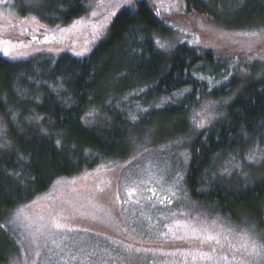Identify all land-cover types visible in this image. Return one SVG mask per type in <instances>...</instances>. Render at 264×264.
<instances>
[{"label": "trees", "instance_id": "16d2710c", "mask_svg": "<svg viewBox=\"0 0 264 264\" xmlns=\"http://www.w3.org/2000/svg\"><path fill=\"white\" fill-rule=\"evenodd\" d=\"M10 1L22 6V0ZM89 1L42 0L34 13L54 28H20L26 39L16 41L17 47L69 40L66 26L86 14ZM211 1L186 3L191 11L204 14ZM220 2L213 0L216 7ZM250 11L246 20H264V4L252 3ZM165 29L153 5L139 0L116 15L108 36L85 57L63 52L11 59L0 53V116L8 125V141L0 148V225L8 213L33 202L57 180L80 175L102 160H127L136 154L135 120L150 124L157 118L186 124L174 125L170 140L190 137L185 188L191 199L217 207L234 222H240L242 213L262 219L264 170L240 183L223 180L221 164L232 154H242L238 150L251 145L247 142L264 136V80L241 86L231 99L241 87L226 84L237 75L230 74L221 55L188 44L167 52L156 38L168 37ZM186 89L183 102L144 110ZM202 99L230 103L223 116L193 132L192 111ZM0 234L5 236L2 228ZM9 254L0 248V264H8Z\"/></svg>", "mask_w": 264, "mask_h": 264}, {"label": "rangeland", "instance_id": "374dc122", "mask_svg": "<svg viewBox=\"0 0 264 264\" xmlns=\"http://www.w3.org/2000/svg\"><path fill=\"white\" fill-rule=\"evenodd\" d=\"M137 1L131 0L129 4L127 0H103V4L110 7H100L101 0H90L86 14L66 26L71 38L61 45L37 42L25 48L9 47L8 55H4L3 50L0 53L11 59L63 52L85 57L108 36L116 15ZM145 1L153 5L164 22L168 37L156 38L166 45L161 47L165 51L171 52L179 44H188L220 54L225 65L230 67V74L237 75L228 77L226 84L241 87L264 80V32L259 37L240 35L264 29V20H246L251 4L263 5L264 0H222L217 7L212 0L207 2L209 9L204 14L191 11L186 0ZM41 2L22 0L20 6L26 10L23 14L14 1L0 0V40L18 46L16 41L26 39L18 31L20 28H54L34 13V10L41 9L38 8ZM112 10L115 14L105 21L104 17ZM78 21L80 23H76ZM224 23L227 26L240 25L241 28H228ZM111 84L120 83L111 81ZM242 88L233 92L231 99ZM188 90L160 99L144 110L183 102ZM228 101L200 100L192 111L190 129L199 131L215 122L225 114ZM116 108H120L119 103ZM140 111L136 109L137 113ZM140 114L143 115V111ZM136 120V154L127 160H102L98 166L80 175L59 179L33 202L5 216L1 223L5 236L0 234V248L10 253L8 264H210L197 255L198 251L210 252L209 244L190 238L179 239L185 236L186 230L177 226V221L181 225L187 223L208 228L214 234L223 230L228 236V239L221 238L223 247L213 242L217 259L223 254L231 260L233 252L229 243L238 247L241 233H247L258 245H264V215L258 220L242 213L240 222H234L218 213L217 207L204 206L190 198L185 188L190 137L170 140L174 125L182 123L160 118L150 124ZM201 122L203 127L199 126ZM181 127L185 128L186 124ZM7 128L5 119L0 116V148L8 141ZM247 144L251 145L238 150L242 154H232L222 162L223 180L246 183L262 173L264 136ZM247 147L249 150L246 151ZM100 188L104 191L100 192ZM133 188L136 190L129 197L128 191ZM115 195L120 199L116 200ZM92 204L98 207L93 208ZM20 209L23 214L14 223L9 222ZM81 213L87 214L88 218L82 217ZM58 214L68 217L62 229L54 228L51 223ZM92 214L96 216L95 220L91 219ZM184 241H189L190 245L173 246L169 243ZM236 256L238 259L233 264H241V256L242 264H264V247L255 255L236 253Z\"/></svg>", "mask_w": 264, "mask_h": 264}, {"label": "snow or ice", "instance_id": "6c2138e0", "mask_svg": "<svg viewBox=\"0 0 264 264\" xmlns=\"http://www.w3.org/2000/svg\"><path fill=\"white\" fill-rule=\"evenodd\" d=\"M127 3H131V0H127ZM100 7H110V6H106L103 4V0H101V3L98 5ZM115 11L112 10L108 13V15H106L104 17V20L107 21L109 19V16L114 15ZM93 16L96 15L95 12L92 13ZM34 19V18H33ZM76 23H80L79 21ZM75 26V25H73ZM94 26V30H95ZM63 31V30H62ZM182 31V30H181ZM264 32V29H260L259 31H251V32H245V33H240V35H245V36H249V37H259L261 35V33ZM45 42H47V37H45ZM0 44L3 45H7V47H4L2 50L4 52V55H8V48L9 47H17V45L12 44L10 41L7 40H0ZM157 44L160 47H165L166 45L161 43L159 40L157 41ZM23 46V45H20ZM82 53H77V55H80ZM88 115H92V113H88ZM133 120L136 119V117L133 115L131 117ZM200 127H203L204 124L203 122H201V124L199 125ZM57 143H59V141H57ZM136 157H133V159H135ZM251 159V157H250ZM135 188L130 189L128 191V196L131 197L133 195V193L135 192ZM151 190V189H150ZM100 192H103L104 189L100 188L99 189ZM171 191V190H170ZM107 198V197H105ZM116 200H119L120 197L119 195H115L114 197ZM138 202V201H136ZM171 201H169L170 203ZM93 208H97L98 206L96 204H92ZM23 214V209H20L17 214L16 217L9 221L11 223L15 222V219H18L20 215ZM175 215V213H174ZM81 216L84 218H88V215L85 213H81ZM41 219H43V217H41ZM68 217L62 216V215H56L53 219H52V226L56 229H62L65 226V223L67 221ZM91 219L95 220L96 216L94 214L91 215ZM215 223V222H213ZM177 226H181L183 228H185V236L183 237H178L179 239H185V238H190V239H194V240H198L201 243H208L209 247L211 248L210 252H204V251H198L197 255L199 256L200 259L205 260L210 262V264H233V262L237 261V256L236 253H247L248 255H255L258 251V249L264 247V245H258L257 242L255 240H251L250 237L248 236L247 233H241L239 236V246H235L232 245L231 243H229V247L232 249L233 255L231 257V260H229V257L227 255H223L221 254L219 256V258L217 259L215 257V254L217 252V248L213 246V242L215 245L220 246L221 248L223 247V244L221 242V238L223 237L224 239H228L227 234H225V232L223 230H221L220 232H216L215 234L213 233L212 230L208 229V228H200L197 227L196 225H192V224H183L181 225L179 221L176 222ZM3 225H0V228H3ZM87 230V229H84ZM169 231H172V228H169ZM229 232L231 231V229L228 230ZM136 251H140V249H136ZM75 258V257H73ZM240 262L242 264L243 262V256H241L240 258Z\"/></svg>", "mask_w": 264, "mask_h": 264}]
</instances>
